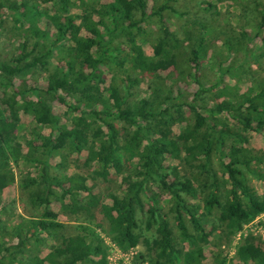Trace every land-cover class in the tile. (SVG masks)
Masks as SVG:
<instances>
[{
    "label": "trees",
    "instance_id": "16d2710c",
    "mask_svg": "<svg viewBox=\"0 0 264 264\" xmlns=\"http://www.w3.org/2000/svg\"><path fill=\"white\" fill-rule=\"evenodd\" d=\"M148 1L0 0V25L8 8L15 24L25 27L10 59L0 60V193L14 179L12 163L23 165L28 170L20 186L37 209L25 217L0 203V264H108V246L88 224L106 225L122 251L142 245L137 256L148 264H207L206 245L219 250L264 212V190L259 193L252 180L264 181V155L248 136L264 130V81L254 93L251 87H220L223 75L236 76L231 70L249 59L250 41L264 33V0L199 2L205 12L231 2L237 24L243 8L251 4L255 11L238 24L240 36L224 39L229 52L245 51L242 63L225 68L207 42L205 12L186 17L170 4L176 0L149 10ZM175 18H183L180 27ZM42 19L53 30L40 28ZM151 19L162 35L148 55L141 42ZM247 26L252 36L242 33ZM214 66L220 77L211 82L206 71ZM38 72L45 85L29 83ZM140 78L148 83L147 96L136 94ZM188 79L195 87L183 100ZM55 102L66 107L64 121ZM22 113L36 123L25 136L18 135ZM83 152L87 171L54 172L63 165L56 158ZM171 160H184L188 172ZM111 176L120 177L121 188L105 202L88 180ZM50 197L75 224L59 219ZM43 246L49 249L45 255L39 253ZM236 257L230 261L218 251L212 264H264V238H246Z\"/></svg>",
    "mask_w": 264,
    "mask_h": 264
},
{
    "label": "rangeland",
    "instance_id": "374dc122",
    "mask_svg": "<svg viewBox=\"0 0 264 264\" xmlns=\"http://www.w3.org/2000/svg\"><path fill=\"white\" fill-rule=\"evenodd\" d=\"M10 1H20V0H10ZM164 0H156V3H154V0H149L148 1V9H152L155 4L160 5ZM201 0H176V1H171L170 4L177 8L181 12H186L187 15L186 17H200L205 11L201 9V5L199 4ZM233 5L231 2L228 4H221L218 6V11L217 12H205L207 17V23H209L210 26V38L207 39L208 44L213 46V53H216L215 55H218L220 61L223 63V60L225 63L222 64L223 68L229 65H234V61H237L238 63L244 60L245 51H237V50H232V52H229L227 48L223 45V41L226 38H233L234 36H240V31L238 29L239 25L245 21L247 18L246 15H253V9L251 4H249V7L243 8V11L241 10V20L237 24V21H234L232 15H233V10L236 8H233L231 6ZM246 9V11H244ZM252 12V13H251ZM14 12L11 11L8 8H3V23L0 25V60H9L12 54L15 52L16 47L18 44L21 42L23 39V36L20 35V33H23V29L21 26H17L14 22ZM183 19V18H182ZM181 18H175L173 20V23L180 27L182 25V20ZM188 19V18H185ZM153 19H151L150 23L147 24V28L149 30V33L144 37V40H142V46L148 55H153L154 54V47L156 44L159 43V39L161 38L162 32L159 29L158 25H156V21L152 22ZM45 19H42L38 22V26L42 29H49L53 30L51 25L47 24ZM194 27L193 31H197L199 29L198 25L196 26H190ZM174 28V26H173ZM243 34L248 33L249 35L254 34V30L252 27L247 26L244 31L242 32ZM263 32L258 36V38L255 39V41H250L249 43V48L248 50V58L246 61L243 62V65L241 66L242 70H234L233 68L231 71L236 75L234 76L231 73H226L221 77V83L220 87H224L225 85L229 86H235L239 88L240 92H245L247 88L251 87V92L254 93V90L258 88V86H254L255 84H258L259 82L264 81V43H263ZM247 35V34H246ZM248 36V35H247ZM173 43V42H172ZM181 44L178 42V47L176 48L178 54L182 51L181 49ZM182 55V54H181ZM178 59H180V63L183 60V55L179 56ZM179 63V65H180ZM185 65H184V64ZM183 63L181 66L184 68V70L187 69L186 67V62L185 58L183 60ZM191 69L188 70L190 73ZM205 72V71H204ZM207 74L210 75L209 79H211V82H215V80H218L220 77L218 67H209L207 68ZM205 72V73H206ZM107 79H110V73L108 71L105 72ZM219 76V77H218ZM237 77H242L241 80H239V84L237 83L238 78ZM208 79V78H207ZM29 83L31 85L38 83L39 85H45V77L43 73H35L32 76L29 77ZM186 88L183 91L184 95L182 96L183 100L189 99L191 97V91L195 87V84L188 79L186 82ZM148 83L143 80V78L139 79V90L137 91V96H147L148 95ZM216 94V93H215ZM206 101L209 102V105H212V97L209 94L206 96ZM208 105V106H209ZM55 111L59 113L63 121L65 120V114H66V107L62 105L59 102H55ZM20 126L18 127V135L19 136H25L29 135L32 133L33 129H35L36 123L33 121V118L25 113H22L21 115V122L19 124ZM175 132L179 131V126L175 125L174 126ZM46 133H48L50 130L48 128H45L44 130ZM249 143L250 145L254 148L259 150L260 154L264 155V130L261 132H254L251 131L249 134ZM25 143V140L22 141ZM25 145V144H24ZM67 155L62 156V159L56 158L53 162L56 164H60L63 162V165L57 169H54L55 173L58 174H63L65 172L67 173H73V172H82V171H87V167L84 166L83 160L86 157V153L83 152L80 155H71L69 157V160L65 159ZM73 161V162H71ZM172 162L173 164H178L183 169L184 171L188 172V165L185 163L184 160H181V162H178V160L174 161H168ZM218 162H214L216 170L219 171V166L217 164ZM68 165V166H67ZM13 170H14V179L11 181L7 187L3 189V191L0 193V203L6 207L7 211L9 213L16 211L17 213H20L21 215L25 217L32 216L36 213L37 209L34 208L32 205L28 192L23 189L20 186V182L22 181L24 173L28 170L27 167H24L21 165L20 167L12 163ZM221 174V173H220ZM107 181L102 180V178H98L95 181L88 180V184L94 186L93 189L94 191H99L102 193L104 196L105 202H110V198L108 197V193L114 190H119L120 187V177L117 176H111ZM253 180V185L255 188L258 190L259 193H262L264 190V181L257 179V178H252ZM157 192H160L158 189H156ZM167 195L165 193L161 194V204H165L167 206ZM49 202V205L51 208H53L55 211L59 213V219L63 222L69 223L72 222L75 224L74 221H71L72 219L68 214H65L64 212L61 211V204L56 198H51L47 199ZM8 213V216H10ZM7 218V217H6ZM8 219V218H7ZM170 221L171 225L174 229L175 234L178 233V228H177V221L173 215L170 214ZM88 226L93 229L96 233V235L104 240L106 245L108 246L109 249V258H108V264H114V260L119 261V264H127L123 262V260H118L119 259V254L118 252L109 245V237L106 232V229L102 226L101 224H95V225H89ZM210 228V227H209ZM217 234L211 235L209 237L210 239H215ZM249 236L251 237H262L264 238V217H259L258 219H253L249 223H247L242 230H240L237 234H235L229 242L222 244L221 248L216 250L212 245H206L205 246V262L207 264H212L213 256L215 252L221 251L222 256L227 257L228 260L230 261H237L236 257V248L238 245L244 242L246 238ZM111 247V248H110ZM144 247L142 245H138L136 250L137 253L142 251ZM49 249L46 246L40 247L39 248V253L41 255H45ZM112 257V259H111ZM144 260H141L138 258L136 253L134 254V258L132 262H142Z\"/></svg>",
    "mask_w": 264,
    "mask_h": 264
},
{
    "label": "built area",
    "instance_id": "2783aa9c",
    "mask_svg": "<svg viewBox=\"0 0 264 264\" xmlns=\"http://www.w3.org/2000/svg\"><path fill=\"white\" fill-rule=\"evenodd\" d=\"M259 217H264V212H262L257 217H255V219H258ZM108 242H109V245L111 247H113L118 252V254H119V259L118 260H123V262H125L127 264H148L147 261H142V262H137V263L132 262L133 258H134V254L136 253V255H138L137 251H135L137 247H133V248L129 249L128 251H122L119 248V246L117 244H115L113 241L110 240ZM108 258L109 257H107V259ZM111 259H112V257H111ZM114 262H115L114 264H119V261L114 260Z\"/></svg>",
    "mask_w": 264,
    "mask_h": 264
}]
</instances>
